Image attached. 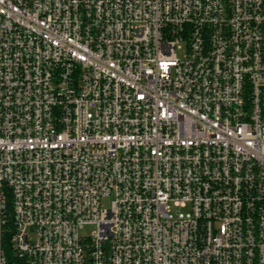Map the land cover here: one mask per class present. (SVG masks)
I'll use <instances>...</instances> for the list:
<instances>
[{
  "label": "built area",
  "instance_id": "built-area-1",
  "mask_svg": "<svg viewBox=\"0 0 264 264\" xmlns=\"http://www.w3.org/2000/svg\"><path fill=\"white\" fill-rule=\"evenodd\" d=\"M0 264H264V0H0Z\"/></svg>",
  "mask_w": 264,
  "mask_h": 264
}]
</instances>
